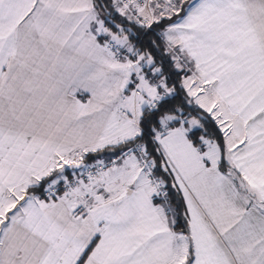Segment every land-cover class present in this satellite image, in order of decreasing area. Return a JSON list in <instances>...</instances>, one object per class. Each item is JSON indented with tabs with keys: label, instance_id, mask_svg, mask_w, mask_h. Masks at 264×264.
I'll return each mask as SVG.
<instances>
[{
	"label": "snow or ice",
	"instance_id": "obj_1",
	"mask_svg": "<svg viewBox=\"0 0 264 264\" xmlns=\"http://www.w3.org/2000/svg\"><path fill=\"white\" fill-rule=\"evenodd\" d=\"M0 264H264V0H0Z\"/></svg>",
	"mask_w": 264,
	"mask_h": 264
}]
</instances>
